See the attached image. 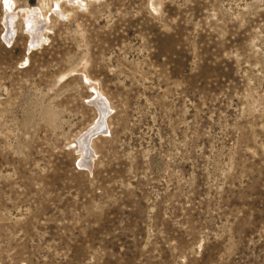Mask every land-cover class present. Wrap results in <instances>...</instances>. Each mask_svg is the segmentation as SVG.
Segmentation results:
<instances>
[{
    "label": "rangeland",
    "instance_id": "obj_1",
    "mask_svg": "<svg viewBox=\"0 0 264 264\" xmlns=\"http://www.w3.org/2000/svg\"><path fill=\"white\" fill-rule=\"evenodd\" d=\"M0 264H264V0H0Z\"/></svg>",
    "mask_w": 264,
    "mask_h": 264
},
{
    "label": "water",
    "instance_id": "obj_2",
    "mask_svg": "<svg viewBox=\"0 0 264 264\" xmlns=\"http://www.w3.org/2000/svg\"><path fill=\"white\" fill-rule=\"evenodd\" d=\"M98 107L100 110V117L102 119V117L105 114V107H103L100 103H98ZM100 119V120H101ZM103 131H105V125L103 124L102 121H100L93 129H91L90 131H88L87 133H85L84 137L82 139L79 140L80 142V147L84 148L83 152L84 154H88V148H87V139H89L91 136L97 134V133H102ZM83 142V145H82Z\"/></svg>",
    "mask_w": 264,
    "mask_h": 264
},
{
    "label": "bare ground",
    "instance_id": "obj_3",
    "mask_svg": "<svg viewBox=\"0 0 264 264\" xmlns=\"http://www.w3.org/2000/svg\"><path fill=\"white\" fill-rule=\"evenodd\" d=\"M31 19H32L31 17L28 18V23H29V24H31V22H32ZM31 28H33V27H31ZM7 33H8V32H7ZM38 41H39V40H35V43H38ZM107 101H108V100H107ZM98 102H99V100H98ZM105 102H106V101H105ZM100 104L102 105V102H101ZM99 112H100V111H99ZM104 117H105V116H104ZM90 129H91V128H90ZM83 137H84V136H83ZM91 137H92V136H91ZM81 139H82V138H81ZM87 141H88V140H87ZM90 141H91V140H90ZM82 145H83V142H82ZM89 147H90V146H89ZM80 148H81V147H80ZM87 148H88V147H87ZM81 149H82V151L84 150L83 147H82ZM88 149H89V148H88ZM90 149H91V148H90ZM81 153H82V152H81ZM90 158H91V157H90ZM87 159H89V158H87Z\"/></svg>",
    "mask_w": 264,
    "mask_h": 264
}]
</instances>
